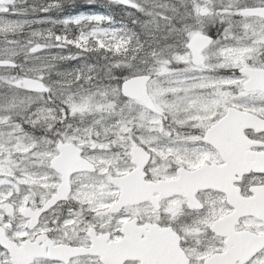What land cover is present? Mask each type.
<instances>
[{
	"label": "snow or ice",
	"instance_id": "obj_1",
	"mask_svg": "<svg viewBox=\"0 0 264 264\" xmlns=\"http://www.w3.org/2000/svg\"><path fill=\"white\" fill-rule=\"evenodd\" d=\"M0 264H264V0H0Z\"/></svg>",
	"mask_w": 264,
	"mask_h": 264
}]
</instances>
